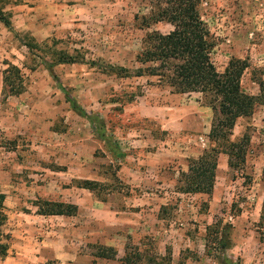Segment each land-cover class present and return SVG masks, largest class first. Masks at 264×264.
<instances>
[{
	"label": "rangeland",
	"instance_id": "1",
	"mask_svg": "<svg viewBox=\"0 0 264 264\" xmlns=\"http://www.w3.org/2000/svg\"><path fill=\"white\" fill-rule=\"evenodd\" d=\"M153 2L0 0L9 21L0 20L2 229L10 242L13 229L26 230L17 216L37 214L35 203L43 200L59 201L77 205L78 212L42 215L26 225L39 227L36 242L52 240L59 255L43 264H122L127 244L157 256L169 250L171 264H224V256L233 264H264V0H198L217 71L233 57L245 59L240 89L257 98L230 136L248 138L244 159L230 167L228 156L218 154L209 195L178 189L194 158L183 145L199 142L202 152L215 145L208 137L214 113L205 97L177 93L157 76L135 75L146 67L137 61L146 34L172 29L167 22L142 26ZM11 65L22 76L18 94L3 82ZM60 86L99 118L124 158L110 151L96 123L72 109ZM194 99L210 110L200 132L185 116L193 107L183 102ZM158 110L165 112V126ZM83 180L101 185L90 190ZM214 223L213 233L232 225L231 243L214 240L208 254ZM109 247L116 255L101 256Z\"/></svg>",
	"mask_w": 264,
	"mask_h": 264
},
{
	"label": "trees",
	"instance_id": "2",
	"mask_svg": "<svg viewBox=\"0 0 264 264\" xmlns=\"http://www.w3.org/2000/svg\"><path fill=\"white\" fill-rule=\"evenodd\" d=\"M198 0H154L152 9L148 15L142 16V26L149 27L158 22H167L172 29L167 33L159 31L148 32L143 39V48L137 54V61L145 68L136 72V76L153 75L159 81H163L175 92L202 93L214 113V118L208 134L211 143L215 144L202 154L190 159L189 172H183L181 179L183 186L179 191L182 193H205L210 194L213 189L215 173L217 169V158L219 153L228 156V165H234V159H244L245 147L248 138L231 140L232 129L237 118L249 116L256 104L257 98L244 93L240 89V80L243 71L248 67L245 59L231 58L223 72H218L212 59L211 51L214 41L210 31L201 18L198 8ZM0 20L6 25L9 21L0 7ZM52 77L58 80L53 64L47 66ZM120 71L123 68H118ZM15 72V76L12 74ZM20 70L14 65L3 71V82L9 86L10 92L18 94L21 92L15 83H21ZM65 94L66 101L79 115L87 118L93 125H98L96 132L106 142V146L114 152L117 158H124L125 153L118 145L106 135L102 123L96 116H91L73 98L67 90L60 86ZM98 123V124H97ZM84 187L95 190L101 184L97 181L83 180ZM5 194L0 192V259L7 256L9 234L2 229L6 222ZM38 206L39 215H75L78 207L75 204L59 201H42L35 203ZM216 223L208 226L206 238V252L211 253V244L219 240L227 247L231 243L232 225L224 224L214 233L212 229ZM213 234V235H212ZM100 252L103 257H114L116 252L111 248H105ZM172 256L169 250L163 256L150 254L146 249L139 246L127 244L121 258L122 264H171ZM224 264H233L231 258L224 256Z\"/></svg>",
	"mask_w": 264,
	"mask_h": 264
},
{
	"label": "crops",
	"instance_id": "3",
	"mask_svg": "<svg viewBox=\"0 0 264 264\" xmlns=\"http://www.w3.org/2000/svg\"><path fill=\"white\" fill-rule=\"evenodd\" d=\"M182 95L187 96L191 93H183ZM191 98V96H189ZM185 103V104H184ZM184 105L191 106L193 108L189 109L185 116L189 119L191 118L195 122L196 130L199 132L203 130L204 123H206L205 113L208 115L207 111H210L209 108L203 104L200 99H194V101L183 102ZM154 109H156L154 107ZM153 109V110H154ZM157 111V115H161V122L163 126L166 125V116L165 112ZM151 112V111H150ZM191 116H189V114ZM155 114V113H154ZM160 117V116H159ZM203 146L198 142L197 147H192L189 144H184L182 150L186 152L185 154H190L194 158L199 157L202 152ZM190 157V156H188ZM44 216L38 214H23L16 217V222L26 230L20 231L18 229L12 230V237L8 247L7 256L0 259V264H43L44 262L52 259H59V255L52 248V240H41L39 239L38 243L36 242V232L39 230V227L26 226L30 220L37 222L40 218ZM18 220V221H17ZM24 220L26 222H24ZM68 262V261H67ZM59 264H64L63 262Z\"/></svg>",
	"mask_w": 264,
	"mask_h": 264
}]
</instances>
